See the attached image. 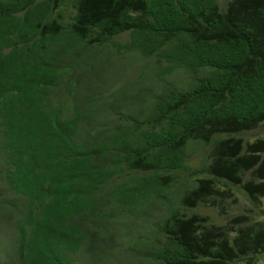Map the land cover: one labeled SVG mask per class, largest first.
I'll return each mask as SVG.
<instances>
[{"label":"trees","instance_id":"16d2710c","mask_svg":"<svg viewBox=\"0 0 264 264\" xmlns=\"http://www.w3.org/2000/svg\"><path fill=\"white\" fill-rule=\"evenodd\" d=\"M120 55L143 67L128 91L94 69ZM177 70L194 85L174 89ZM263 123L264 0H0V201L21 264H73L115 216L159 203L143 264L253 263L264 222L197 208L227 216L233 188L264 198V138L240 134ZM191 140L207 147L195 168ZM181 172L204 176L175 208Z\"/></svg>","mask_w":264,"mask_h":264},{"label":"rangeland","instance_id":"374dc122","mask_svg":"<svg viewBox=\"0 0 264 264\" xmlns=\"http://www.w3.org/2000/svg\"><path fill=\"white\" fill-rule=\"evenodd\" d=\"M228 0H217L218 7L224 9ZM128 34L124 33L117 37L119 41H126ZM123 63L127 64L126 71L121 68L120 65L122 58ZM98 63L95 66V72H99L101 67L104 69L108 67L112 78L104 85L111 87L112 85L122 86V90L132 89V80L137 77L141 68L140 63H130L131 58L126 55H120L119 60L108 57H97ZM105 59H107L105 61ZM121 63V64H120ZM131 68V69H130ZM122 69V70H121ZM131 71H130V70ZM149 68H146V71ZM107 75V74H106ZM170 85L176 90H185L192 87L194 82L190 79V76L183 71L177 70V72L170 74L166 77ZM141 84L140 81L134 82L133 86ZM127 103V102H125ZM244 139L253 141L257 138H264V123L255 129L248 130L240 133ZM240 134H237L238 136ZM206 149L201 141L191 140L186 145L187 153H191L188 161L190 167H197L201 161L206 159ZM264 157V152L262 153ZM179 176L177 183L167 191L164 197H166V204L179 207L181 205L182 195L189 190H192L197 185V178L203 177L204 174H184ZM233 196L236 198V202L231 205L227 216L223 217L218 214V211L207 205L198 206L197 211L202 214H208L212 221L217 224H224L226 219H229L237 214H247L252 220H259L264 222V198L260 201L253 203L247 196L240 190L233 188ZM8 201L2 199L0 201V264H21V258L17 255L18 244V231L11 237L7 233V228L11 223L15 221L17 211L10 209L6 206ZM164 205L159 203L153 206L154 210L150 215L135 214L132 216L118 215L113 220H110L106 226L100 231V235L105 238V241L99 243L96 242H80V246L76 253L73 255V264H143L148 263L150 257L158 254V247L148 241V235L146 229L150 224L157 219L160 215L161 209ZM18 223V222H17ZM16 226V225H15ZM105 229V230H104ZM108 229V230H107ZM110 232V234H109ZM106 234V235H104ZM253 263L251 264H264V253L255 256ZM231 264H246L245 261H238Z\"/></svg>","mask_w":264,"mask_h":264}]
</instances>
